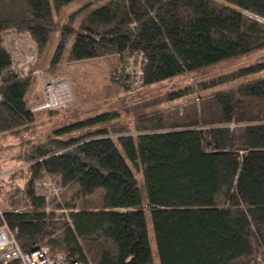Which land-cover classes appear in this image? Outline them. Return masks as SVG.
Listing matches in <instances>:
<instances>
[{
	"label": "trees",
	"instance_id": "trees-1",
	"mask_svg": "<svg viewBox=\"0 0 264 264\" xmlns=\"http://www.w3.org/2000/svg\"><path fill=\"white\" fill-rule=\"evenodd\" d=\"M77 1L0 0V137L32 128L38 115L25 74L34 61L15 56L4 35L30 38L37 57L55 44L57 14ZM261 51L264 0H105L72 38L62 30L51 62L141 57L144 88ZM198 88L210 91L201 106L187 99L176 117L153 112L132 130L106 112L35 146L26 187L10 204L27 209L5 215L21 250L47 247L81 264H155L150 215L160 264H264V60ZM196 93L189 86L165 101ZM43 176L58 189L49 200L37 191Z\"/></svg>",
	"mask_w": 264,
	"mask_h": 264
},
{
	"label": "rangeland",
	"instance_id": "rangeland-1",
	"mask_svg": "<svg viewBox=\"0 0 264 264\" xmlns=\"http://www.w3.org/2000/svg\"><path fill=\"white\" fill-rule=\"evenodd\" d=\"M104 1L79 0L57 14L58 27L54 33L55 44H52L51 50L37 53V57L33 55L31 48L33 45L30 38H17L10 34L4 35V45L15 56L21 57L23 61L28 60L26 58L30 56L29 60L34 61V64L25 71L26 75H31L34 78L29 104H34L36 100L38 103L41 99L39 95L41 83L57 78L69 82L73 93V102L67 108L57 112L38 113L32 128L0 137V207L2 209H9L13 196H19V193L26 187L29 178L26 168L27 154L35 146L41 144L48 135L53 134L55 130L106 112L119 113L118 123L128 126L132 130H134L137 119L146 117L153 112H163L166 116L176 117L178 113L186 112L187 99L194 101L199 107L202 99L209 95L210 91L201 92L199 90L198 85L200 83L230 74L264 60V51H261L251 56L222 62L195 74L188 73L157 85L144 88L142 85L141 90L132 81V75L142 66L141 57L136 59L135 56L119 57L114 55L84 61H63L53 65L51 60L54 46L62 30L65 29L71 33L72 38V35L77 33L81 18L96 9ZM80 8L83 9L81 13L73 22H69L68 19L72 12ZM124 76L127 77V82L124 81ZM189 86L196 89L197 93L193 97L172 102L165 101L167 94ZM14 173L15 175L11 176ZM135 174L142 189L143 197L146 198L142 175L139 172H135ZM42 179H45L44 176ZM42 179L38 180L36 184L38 192H41L39 185ZM147 221L154 263L160 264L150 215H147Z\"/></svg>",
	"mask_w": 264,
	"mask_h": 264
},
{
	"label": "built area",
	"instance_id": "built-area-1",
	"mask_svg": "<svg viewBox=\"0 0 264 264\" xmlns=\"http://www.w3.org/2000/svg\"><path fill=\"white\" fill-rule=\"evenodd\" d=\"M132 81L137 87L143 85V72L139 67L132 75ZM40 101L31 105L33 113L45 111H56L67 108L73 102V93L68 81L64 79H51L44 81L40 85ZM41 194L47 200L53 194H58V189L54 187L50 178H45L40 184ZM27 208L5 210L0 207V217L3 224L0 227V263L8 264L13 261H20L22 264H81L80 262H71L64 255L55 254L47 247H40L30 253H24L16 241L17 231H13L5 221L7 212H22Z\"/></svg>",
	"mask_w": 264,
	"mask_h": 264
}]
</instances>
